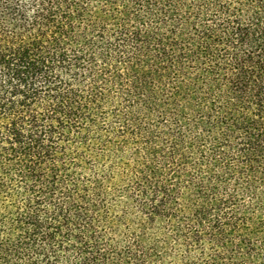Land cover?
I'll list each match as a JSON object with an SVG mask.
<instances>
[{
    "label": "trees",
    "instance_id": "obj_1",
    "mask_svg": "<svg viewBox=\"0 0 264 264\" xmlns=\"http://www.w3.org/2000/svg\"><path fill=\"white\" fill-rule=\"evenodd\" d=\"M0 264H264V0H0Z\"/></svg>",
    "mask_w": 264,
    "mask_h": 264
},
{
    "label": "rangeland",
    "instance_id": "obj_2",
    "mask_svg": "<svg viewBox=\"0 0 264 264\" xmlns=\"http://www.w3.org/2000/svg\"><path fill=\"white\" fill-rule=\"evenodd\" d=\"M189 41V40H188ZM184 62L186 63V60H184L183 61V64H184ZM182 73H181V71H175V73L173 74V80H172V82H171V80H169L168 81V79H165L164 80V82H163V84H164V87H162L163 88V91L162 92H166V89H167V91L170 89V93L173 91V87L175 86V85H177V83L179 82V80H180V75H181ZM162 84V85H163ZM164 96H166V93H164L163 94V100H164ZM136 144H138V141H135V143H133V152H134V150H135V148L137 147L136 146ZM203 146V145H202ZM195 158H193V159H191V162H192V160H194ZM205 169H206V167H204ZM193 169L192 168H189V174H192V171ZM175 176V177H174ZM174 176H171V178H170V180H172V188H173V191H174V194H175V196H178V200H179V197H181V196H184V198L186 197L187 198V196H188V194H189V192H188V182H190V177L188 178V182H187V179H186V181H184V182H182L183 184H184V186L182 187V189H180V193H178L177 195H176V189L178 188L177 187V178H176V175H174ZM183 179V178H182ZM240 184H241V181H237L235 184H234V182H233V186L235 185V186H238V188H241L240 187ZM238 194H240V193H238ZM197 196V195H196ZM196 196H193L194 197V199H196L197 197ZM183 198V201L185 202V199ZM176 200V199H175ZM173 208L175 209V211H176V208H177V203H176V201H173ZM176 222V221H175ZM175 222H173V223H175ZM148 224V223H147Z\"/></svg>",
    "mask_w": 264,
    "mask_h": 264
}]
</instances>
